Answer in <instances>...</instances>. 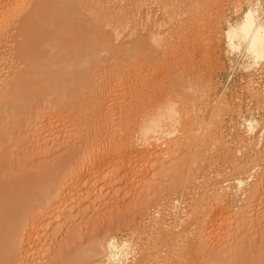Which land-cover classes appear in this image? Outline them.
<instances>
[{
	"label": "bare ground",
	"instance_id": "bare-ground-1",
	"mask_svg": "<svg viewBox=\"0 0 264 264\" xmlns=\"http://www.w3.org/2000/svg\"><path fill=\"white\" fill-rule=\"evenodd\" d=\"M94 1H95L94 2L95 7L97 8H94V5L93 7L90 8L89 13L91 17L93 13H95V9L96 11L98 10V4L96 3L97 1L96 0ZM102 1L103 0H101V2ZM259 1L257 0V3L255 1L256 4L251 6L252 8H249V7H248L249 9L247 8L248 10L244 14H242L243 17H241L242 18L241 22L237 24L238 21H236V25H234L235 23L231 26L228 25L229 27L227 28V31H226L227 40L230 44L229 46L231 47L230 50L231 49L239 50L240 55L249 57L254 63L264 62V7L260 6L262 3H260ZM98 3L100 4V1H98ZM83 7L84 6H83V3H81V0H0V42L1 44L3 42L5 43V41L8 42L9 40H4L6 38V37L4 38V36L8 34L13 35L12 33H14L13 35L14 39L11 43V45L14 44L13 45L14 54L13 52L11 53L12 56L14 55L13 56L14 58L10 57V59L11 58L16 59L18 61V63L16 64H18L19 67L21 66L20 68L18 67L19 69L17 73L10 76L11 79L9 78L10 79L9 81L5 80L7 82L6 84H5V81L3 82L4 80L3 78H5V76L2 75V72L0 70V78H1L0 79V112H3L1 110H3L4 108L7 109L6 108L7 106L10 111L14 110V112L20 113L22 110L26 108V105L29 100L31 99L37 100V98L43 97V98L50 99L49 104L51 107H62V108L67 107L68 109L76 107L78 110L77 116L80 117V118L76 117V120L78 119L77 121H79V122H76L78 123L76 124L78 125L77 128L80 129V127H83V126L87 128L86 133H83L82 135H80L82 136V138L80 139L79 137H75L73 135L74 131L73 132L70 131L67 133L68 134L67 137L63 138V140H60L61 141L60 143L62 144V145L60 144L61 145L60 147H63V148H64L63 146L64 144H65V148H66V145H69L67 146V148L70 147V145L77 138L79 139L78 141L80 142L79 143L80 148H79V152H78L79 154H78L77 160L72 162L64 172H61V173L57 172V173H52V174L44 173L45 175L44 176L41 175V178L39 179L38 177L34 181H31L30 179L29 181L31 183L28 182V179L27 181L26 179L23 181L17 180L19 183L16 182L17 183L16 185H14L15 182L14 184L10 183L9 185H6V187H4L5 188L4 190L2 189V191L0 192V264L13 263L14 262L13 259L16 256L13 253H15L14 250H17V249L27 250L26 254L22 253V254H25L23 258L26 259L25 256H27V254H31L30 246L32 244L29 245L28 241L31 240L32 238H35L36 235L40 237L45 232L48 234L50 233L52 234L56 232V230L63 231L68 226L72 225V223L78 219L77 217L78 212H76L77 216L74 213H72L73 211L71 210H70L71 212H67L66 204H70V203L80 204L81 202H83L82 198L84 197H82V193L83 192L85 193L84 186H87L86 188H89L91 190V194L94 196V198L97 201H100L101 200L100 198L103 199L104 195L107 196L108 192L110 193V194L108 193L109 196L111 195V193L114 194L116 192V191L115 192L113 191V189L115 190V186L113 185L114 183L109 184L110 180H112L113 182L118 181L119 183L122 179H126L127 183L131 180L133 182L139 181L140 188L143 192L141 191L142 199H139L140 195H139V198L136 199V200H140L139 204H137V202L134 203V207L126 210V212H122V214L124 213L123 216L121 217L117 216L118 210L115 209L116 211L114 210L106 214L107 218L113 221L115 217H117L118 219L120 218L119 219L120 223H122L125 226L126 225L165 226V227L171 226L172 232L176 235L182 234L183 232H185L191 227L202 226L204 224L208 225V223H205V222H210L213 216L212 213L215 211V209L213 205H210L211 203H209L207 199L208 198L210 199V197L212 198L213 196L214 198L210 199V202L211 200L213 201V199H214V202L215 201L218 202L219 200L222 201V199H226L227 198L226 193L228 192L227 190H229L228 185L231 184L230 182H232L233 185H235L236 187L244 188L243 190L244 197L242 201L244 204L242 208L238 210H240V212L242 210L243 212V208H244L245 212L243 213L241 212V214H239V211L237 210L235 211L236 212L234 215L235 223H233L234 221L231 219L233 221L232 222L233 224L232 226L229 225L231 229H233V226L234 228L237 226L236 227L237 231L235 230V234H234L235 239H233V235H232L231 237H229V241L227 242L230 243L231 241L233 242V240H235V242L237 241L236 243L239 244L241 239L246 240L245 236H249L251 232L254 231L253 233L255 234L257 232L256 231L257 229L255 227L256 226L258 227L260 221L262 220V219H259V216H258L259 212L257 213V209L261 208L262 205H264V203L260 204L262 203L261 200H264L263 199L264 198V164L261 165L262 167H260V164L257 161V159L254 157L256 160H253V158H251L252 156L248 154L243 159L238 160V158L236 157L237 155L235 156L236 153L232 154L233 152H231L230 154L231 156L229 157H228L229 155L228 153H227V157L225 156L226 153L225 155L223 154L225 159L223 158V161L219 163V164H222L221 166H219V168L215 166L218 160L217 161L214 159L209 160L210 157H208L209 161L206 159L207 160L206 166L201 169L203 170L202 173H199L198 172L199 169L195 170L196 169L195 164L196 166L199 165V164L197 165V162H198L197 160H196L197 162L195 161L191 163L190 162L191 160H187V157H186L185 160H187V162L185 163V165H183L182 161L184 160L182 159L181 154H179L180 152H178L180 156L177 155V151L180 150V148H183L184 145L186 144L184 140L186 141L187 139L185 138V133L187 134V132L185 131L188 130V127L190 126L189 121H191L195 113L194 112L195 111L194 107L196 105L195 101L197 103V100L199 98L201 100L207 99V98H203L205 96L201 94L203 93V90L204 92L206 89H207L206 91H208V88L210 89L212 86L211 85L212 77L211 76H210L211 78L208 77L210 74L206 75L207 70H205V73H203L205 69L204 68L205 65L200 64V62L203 63L200 59L202 56L205 55L204 53L205 49L203 50V48L206 47L202 45L206 44L204 41L206 40L205 39L207 38L206 34L209 31L206 34H204V32L202 33L201 31H197V33L195 34L192 33L193 37L192 35L190 37H192L191 40L193 42L194 41L197 42L198 38H200L199 40L200 41L202 40V41L201 42L198 41L200 42V45L196 47L191 46L192 47L191 49L188 48L190 46L188 42L189 40L187 38L189 33L186 34L187 35L186 36L184 32L183 33L180 32L177 34L175 33L176 36L174 38L175 40L177 39V41H175L174 38L172 37L174 42L173 40L172 42L167 41V38L165 40L163 39L162 42H159L161 41L159 38H163V35H165L164 33L163 35H161L162 37H159L158 39L155 38V41H154V39H151V38H154V37H151L152 34H154L152 32L150 34L151 38L148 37L151 39L150 42L148 41L149 40L148 38H147L148 40L144 39V40H147L150 45H148V43L146 44L147 41H143L144 42L143 43L142 42L143 39L141 40L142 38L141 37L140 40L134 43V45H130L131 47H129L127 43H126L127 44L126 46H123V45L121 46L115 43L119 35L118 31L113 29L112 28L113 26L111 27L113 29L112 32L102 30L101 28L102 25L100 26L98 23L100 21H97V23H94L96 21L93 20V18H89L90 16H87V17L84 16ZM193 7H195V5ZM191 8H192V5H191ZM205 9H204V12H205ZM123 10L125 11L123 15H126V10L125 9ZM196 14L198 15L199 13H196ZM127 16L130 18V16L132 15L131 14L129 15L127 13ZM125 17L126 16H124L123 19H126ZM128 17L127 19H129ZM199 17H200V14H199ZM206 17H207L206 18L207 20L208 16ZM172 18L173 17L171 16V19ZM179 18H180V15H179ZM176 19L178 18L176 17ZM189 21H190V18H189ZM110 23L107 24V27H110L109 25ZM202 23H205V22L203 21ZM213 23H210V25H212ZM119 24L120 23H118V25ZM127 24L128 23H126V25ZM161 25H163V23H161ZM185 26L187 25L185 24ZM190 27L192 28V26ZM136 30L137 29L134 28L133 31L137 33ZM213 30L215 31L218 29H213ZM157 33L158 32H156V34ZM211 33L214 34L215 32H211ZM211 33H208L207 35ZM11 35L9 37L12 38ZM137 35L135 37H137ZM215 35H210L213 37V39L211 38L213 41L216 40V38H214ZM157 36H160V35L157 34ZM171 36L168 35L166 37H171ZM210 36H209V41H207V44L208 42L211 43ZM9 37L8 39H10ZM2 38L4 41L1 40ZM156 40H159L158 43H155ZM216 41L218 44L220 43L219 42L220 40L219 41L216 40ZM132 42L130 44H133ZM152 42L155 45V50L154 48H152L153 46H151ZM210 43L208 44L209 46H210ZM213 44H215V42ZM132 46L134 49H132ZM148 46L154 50L153 52V50H150L149 48L147 50L148 53L152 51V54L154 55H152L151 53L149 54L147 53L146 54L147 58H145L146 56L144 55V53L146 52L144 50H146ZM209 46H207L206 48L208 51H210L209 50L210 48H208ZM180 47L182 49H180ZM217 47L218 45L216 46V48ZM128 49H129V53H132L133 57L137 58L136 64H134L136 60L133 62L129 61L131 60L132 57H131V54L128 55ZM217 49L215 51H217ZM163 50L165 51V53ZM162 51H163V54L165 55L167 54L166 52H169L168 57L171 55V59H172L170 60L172 61L171 65L170 66L168 65L170 67V72L172 70V73L169 72L170 73L169 80L171 83H168V84H171V87L166 86V89L171 88V90L167 92L168 94L166 93L168 96H170V98H166V100L168 99L167 103L165 100L166 108L164 107L163 109L160 106H157L156 107L157 110L156 111L153 110L154 112H151L152 111V107H151L150 108L151 111L148 109L151 112L149 113V111H146V109L149 107L145 106L148 103L144 105L143 102L141 101L143 99L140 100V97H139L141 95V91L143 90V84L145 81L144 82L141 81L142 79L139 80L138 77H136L137 76L136 74H135L136 79L133 80V78L131 77L133 80L131 81L130 73L132 71L129 70L128 68H131L130 62H132L134 65H137L139 61L141 63L143 62L144 59H145L144 62L148 59H151V61L152 60L154 61L157 57L160 58L158 55L160 56L162 55L165 58V55L160 54L162 53ZM201 53H203L204 55ZM208 53L206 54L210 55ZM214 55L215 54H213V56ZM149 56H151V58ZM216 56L217 55H215V58L218 59V57ZM208 57L210 58L211 55ZM202 59L204 61V59L206 58L202 57ZM212 59L213 57L211 58V60ZM214 60L215 59L212 60L213 61L212 64H215L216 66L217 62L214 63ZM170 61L168 62L170 63ZM205 61H208V59H206ZM7 62H10V61L8 60ZM147 62H149L150 64V60ZM156 62L157 61L155 60V63ZM141 64L144 65V63H141ZM141 64L140 66L142 67L143 65ZM1 65H3V69H4L5 67L4 62L0 64V67ZM103 65L106 66L104 67L106 68L105 69L106 74L104 75L105 76L107 75L105 77L106 82H103V78H102L101 82L103 83L100 82L99 84H96L97 77H98L96 69L100 66L102 67ZM165 68L166 67H164V69ZM151 70L154 71L153 69ZM169 73H167V75H169ZM145 75L147 74L145 73ZM107 83H110L111 85H106ZM153 83L154 82H152L151 84ZM249 84H251V82ZM131 85L133 86V89H131L132 88L130 87ZM145 85H148V84H145ZM162 86H164L165 88V85H162ZM150 87L154 89L155 85L154 84L152 86L150 85ZM159 87H157V90L156 89L154 90H156L157 92L159 90L158 89ZM172 88L173 89L176 88V90L175 89L172 90ZM131 90L133 92H131ZM255 90L256 92H258L257 89ZM161 91L163 93V90ZM251 92H254V90H251ZM174 93H176L177 96L173 95ZM130 94L132 95L135 94L137 96L136 99L134 98L136 100L135 103L132 98L133 103L136 105H133V103H131L130 98L133 96L131 95L129 97ZM205 94L208 96L207 92H205ZM257 94L258 93H256V96L258 97ZM260 95L261 94H259V96ZM252 96L255 97L253 93H252ZM158 97H159V93H158ZM257 97L254 98V100L255 99L257 100ZM262 97L264 96L262 95L261 98ZM160 98H161V95H160ZM110 99H113L115 101V105L113 104L114 107L116 106L115 107L116 109H114V112L112 111L109 112L108 110V106L111 103V102L109 103ZM128 99L130 100L131 104L129 103ZM148 100L150 101V99ZM128 103L132 106L130 107ZM259 103H260V100H259ZM204 107L205 106H203V108ZM221 108H223L222 105H221ZM205 109L206 107L204 108V110ZM220 112L222 111L220 110ZM114 113H116V115H114ZM213 113L215 115V112ZM60 114L61 113L59 112L58 116H60ZM216 115L218 116V114ZM76 120H72V121L75 122ZM201 121L202 120H199V124L201 123ZM69 122L71 124V121ZM254 124L255 123L253 124L248 123L247 125L248 137L246 136L247 138L245 140L242 139L244 140V144L240 142L241 140L239 141L240 143L243 144V145L242 144L240 145V146H243V148L245 147L248 148V146L250 148L251 146L257 145L259 143L258 138H255L257 126L255 127ZM33 128L35 127L33 126ZM192 129L191 131H193ZM209 129L211 130V128ZM40 131H41L40 128L32 130L31 133L34 136L33 138L37 139L40 136V133L42 132ZM90 131L92 132L91 135H89ZM196 132L198 133V131ZM205 132H207V130H205ZM44 133L46 134V132H43V134ZM49 133H50V130H49ZM188 133L189 134L191 133L190 130ZM201 133L204 134V129H203V132ZM257 133H261V136H262L264 134V126L261 128L260 132L258 131ZM53 136L45 135L44 138L41 139L42 141L41 143L39 141L36 143L35 141L33 143L34 145L32 144V141L34 139L32 141L29 140L32 145V146L30 145L29 146L33 148V150L30 149L29 151L31 152L34 150H38L37 147L42 145L44 146L45 150L43 149L44 150L43 151L41 149L42 150L41 153L42 154L48 153V151L46 152V150H48L47 149L48 147L51 148V146H53L54 148V144L59 143V142L56 143L57 138L55 136L54 138ZM197 136H200L199 133ZM198 140L195 139V141H198ZM217 140L219 141V139ZM225 142L227 143V141ZM183 143L185 144L183 145V147H181ZM194 145H197V143ZM215 145L217 146L219 144H215ZM226 145L225 147L227 148V146H229L230 144L227 146ZM235 145H238V143ZM58 146L59 145H57V147ZM240 146L238 147L241 148L240 150L242 151V147ZM225 147H223L224 149L223 151L225 152L229 151V150L226 151ZM232 147L234 149L235 146H232ZM237 148L235 147V149ZM192 149L190 150L189 148V150H187V153L189 151V156H191L190 153L191 154L195 153V150L192 151ZM196 149H198V146ZM238 150H236L237 153L240 152V150L239 152ZM26 151H28V149ZM231 151H234V150H231ZM251 151H252V148H251ZM30 152L29 154H31ZM38 152H40V149ZM33 153H36V151ZM193 158L198 159L197 156ZM258 160H259V157H258ZM131 162L137 164L138 167H141V169L139 168H138L139 170L131 169L130 167V165H132ZM223 162H228L229 164L228 172L226 171L227 169L224 168ZM186 164L189 165L188 168ZM149 166L151 167V169H157L160 172V174L157 176L153 175L151 177L144 178L143 173L145 172L143 171L144 170L143 167L146 168ZM258 170H260V173L257 174L256 171ZM142 176L144 179L142 178ZM221 176H223L224 179L222 178L220 179V181H218ZM130 183H129V186L131 185ZM199 183H201V185H199ZM195 184L199 185L198 187L199 190H202V192L200 191V194L198 195V197L195 196V194L197 193L195 194L192 193L193 186ZM200 186H202V189L200 188ZM157 187H159L160 192L158 191ZM128 188L130 187H127V189ZM154 188L157 189V191H155V194L153 193V195L155 196L156 193H158V195L156 199L153 198L152 200H150L149 198H152L153 196L150 195L149 193L151 192V189H154ZM104 192H107V193H104ZM144 194L145 196H143ZM135 195H132L130 197H133V196L136 197ZM227 196H229V194ZM206 197L208 198L205 199ZM180 199L181 200L186 199V202L183 201L182 203V201L180 202ZM205 200L209 204L205 202ZM213 204L216 205V203H213ZM95 211H96V208H95ZM225 211L227 212V210ZM96 214H97L96 212L92 211L91 215L89 214L88 217L87 216L86 218L84 217L85 219L83 221L85 222L91 221L95 223L100 222L101 218H96L95 217ZM216 220H218V218ZM116 221L117 220H115L114 222ZM119 221L117 222L119 223ZM109 222L111 224V221ZM211 224H215V223H209V226H208L209 228L204 230L205 235L203 239V246L205 250H207L208 252L209 251L211 252V254L209 253L210 255L208 254L210 258L212 257L221 258L223 252L220 251L219 249L221 248L219 242L223 241V239H222V236L217 235L216 238L218 240L215 239L216 242L215 241L211 242L212 235H213L212 233L214 230L212 228H215V226ZM207 225H204L205 228L207 227ZM229 229L230 228H228V230ZM238 233H240L241 235L243 233L244 236L243 235L237 236ZM253 233L252 235H254ZM38 237L37 239H39ZM238 237L240 240L238 239ZM252 237H246V238L249 239ZM235 242H234V245L237 248V246L239 245L236 246ZM211 243H213L214 246ZM123 244L122 246L118 247L112 241H109L108 243H106L105 250H102V248L104 247L97 246L98 248L97 249L95 248L96 250L93 248L94 251L93 250L92 252L88 251L89 253L88 252L87 254L85 253L86 255L84 256L85 258H88L87 260L89 261L91 259L92 261L94 260L96 264L97 263L99 264H123V260H127L128 255L130 254V251H128L129 247L127 246V244L126 245H123ZM215 245L219 246V248L213 249L212 247H216ZM233 246L231 247L228 246V247H230V249L232 250V248L234 249ZM10 250H12L11 253L14 255V257L9 252ZM31 252L33 251L31 250ZM85 258H83L82 256L81 260H79L81 261V264L83 263L82 261L85 260ZM144 258H145L144 255L141 254L138 257L137 263L135 262V264H143ZM214 260L215 259H213V262ZM219 261H221V259ZM93 262L92 263L89 262V263L93 264ZM215 262H217V260Z\"/></svg>",
	"mask_w": 264,
	"mask_h": 264
},
{
	"label": "rangeland",
	"instance_id": "rangeland-1",
	"mask_svg": "<svg viewBox=\"0 0 264 264\" xmlns=\"http://www.w3.org/2000/svg\"><path fill=\"white\" fill-rule=\"evenodd\" d=\"M92 1H93V3H92ZM96 1H97L96 3L98 4V10L96 11V9H95L96 14L92 12L93 15L91 17L89 10L91 7H93V5H94V8H97V7H95V4H94L95 1L94 0H81V3H83V6H84L83 7L84 8V16L85 17L90 16L89 18H93V20L96 21V22H94L92 20L94 23H97V21H100L98 23L100 26L102 25L101 26L102 30H106V31H110V32H112L113 29L117 30L119 35H118L115 43L118 45H121V46L122 45L126 46L128 44L129 47H131L130 45H134V43L136 41L140 40L141 37H142L141 40L143 39L142 42L147 41L148 39H149L148 40L149 42L151 39H154V41H155V38L158 39L159 37H162L161 35H163V33L166 36H168V35L169 36L172 35V36L166 37L165 35H163V38H159L161 41L156 40L155 43H158V41L162 42V40L163 39L165 40L166 38H167V41L172 42L173 38L176 36L175 33L177 34L180 32H182V33L184 32L185 35L188 33L190 34V35L188 34V36L187 35L186 36H187V38L189 40L188 42L190 44V46L188 48L191 49L192 47H196V46L200 45V42L202 41V40L200 41L199 40L200 38H198L197 42H195V41L193 42L191 40L193 37L192 33L195 34V33H197V31H201L202 33L204 32V34H206L208 31H209L208 33L215 32L214 34L211 33L209 35H207L208 34L207 33L206 34L207 38H205L206 40L204 42L207 44V41H209V36L216 34L214 36V38H216V40H218V41L220 40L219 41L220 43L218 44L216 40L213 41L212 40L213 37L210 36L211 43L208 42V44L210 43V46L208 44L202 45V46H206L205 48H203V50L205 49L204 53H205L206 57L203 53H201L204 55L202 57L208 59V61H205L206 59H204V61H203L202 57L200 59L203 62V63L200 62V64L205 65V67H204L205 69H204L203 73H205V70H207L206 75L210 74L208 77L209 78L212 77L211 78V81H212L211 82V85H212L211 88L212 89L208 88V91L210 93L208 91H206L207 89L205 90V92L208 93V96L205 94V92L203 90V93L201 95L205 96L203 98H207V99L201 100L199 98L197 100V103L195 101V104H196L195 105L196 109L194 107L195 113H194L191 121H189L190 122V126H189L190 128L188 127V130L185 131V132H187V134H189L188 132L190 130L191 136H190V134L187 135L185 133V138H187V139H186V141L184 140V142L186 144L183 143L181 146V147H183V145L185 144L184 145L185 148L184 147L180 148V150L177 151V155L181 154L182 159L184 160V161H182L183 165H185L187 160H191L190 161L191 163L195 162L197 160L199 162L198 163L196 161L197 165L198 164L199 165L196 166V164H195V168H196L195 170L199 169V171H198L199 173H202L203 170H201V169L206 166V162L208 160V157H210L209 160H213V159L216 161L218 160L219 161V162L217 161L218 166H217V164H215V166L219 168V166L222 165L219 163L221 161H223V158H224L223 154L225 155V153H226L225 156L227 157V153H228L229 154L228 157H229V156H231L230 155L231 152H233L232 154L236 153L235 156L237 155L236 157L238 158V160L243 159L248 154V155L252 156L251 158H253V160L257 159V161L260 164V167H262L261 165L264 164V134L261 136V133H257V132L258 131L260 132L261 128L264 126V103H263L264 101H262V100H264L263 99L264 97L261 98L262 95L264 96V94H263L264 93V62L254 63L249 57L240 55L239 50H237V49H235L236 51L234 49L230 50L231 47L229 46L230 44H229V42L227 40V36H226L227 28L229 26L233 25L234 23H235L234 25H236V21H238L237 24L239 22H241V19H242L241 17H243L242 14H244L249 8H252L251 6L255 5L257 3V0H254V2H253V0H239V1L238 0H216V1H214V0H197V1L196 0H181V2H180V0H171V1L170 0H168V1L167 0H164V1L163 0H156V1L155 0H106V1L103 0L102 2H101V0H96ZM98 1H100V4L98 3ZM202 1H203V3H202ZM247 1H249V2H247ZM255 1H256V3H255ZM156 2H158V3H156ZM219 2H221V3H219ZM259 2L263 4V5L261 4L260 6L264 7V0H260ZM166 3H167V5H166ZM97 4H96V6H97ZM185 5H186V7H185ZM191 5H192V8H191ZM194 5H195V7H193ZM198 5H199L200 9H199ZM202 8H204V9L206 8L205 12H204V9H202ZM123 9L126 10V15H123L125 13V11ZM91 11H93V10H91ZM198 11H200V12H198ZM195 12L200 14L201 19L199 17V14L197 15ZM208 12H210V13H208ZM127 13L129 15L131 14L132 16H130V18H129L127 16ZM182 14H183V16H182ZM193 14L195 15V17ZM206 14H208V15H206ZM94 15H96V16H94ZM179 15H180V18H179ZM205 15L208 16L207 20H206L207 17ZM124 16H126L125 17L126 19H123ZM171 16L173 17L172 19L174 21L171 19ZM175 16L178 19H176ZM220 16H221V18H220ZM127 17L129 19H127ZM134 17H136V18H134ZM189 18H190V21H189ZM109 20H111V21H109ZM125 20H126V22H125ZM175 20H176V22H175ZM202 20L205 23H202L203 22ZM191 21H192V23H191ZM199 21L201 24L199 23ZM116 22H118L120 24L118 25V23H116ZM108 23H110L109 24L110 27H107ZM126 23H128V24L130 23V24L126 25ZM161 23H163V25H161ZM196 23L197 24L199 23V24L197 25ZM210 23H213V24L210 25ZM185 24L187 26H185ZM199 25L200 26L202 25V26L200 27ZM190 26H192V28ZM209 26L211 29L209 28ZM193 27H195V28H193ZM134 28L137 29L136 30L137 33H135L133 31ZM196 29H198V30H196ZM206 29H208V30H206ZM213 29H218V30L214 31ZM122 31H123V33H122ZM161 31H162V33H161ZM152 32L154 34H152V36H151L150 34ZM156 32H158L157 34H159L160 36H157ZM12 34L14 35V33H12ZM120 34H121V36H120ZM137 34L140 36H138ZM10 35L8 34V35L4 36V38L6 37L4 40H9L10 42L5 41V43L3 42L2 44L0 42V44H1L0 45V61L3 59L0 62V64L3 62L5 64L4 69H3V65H1V67H0L2 75L5 76V78H3L4 79L3 82L5 80L9 81L11 79L10 76L17 73L18 69L21 67V66L19 67V65L16 64V63H18V61L16 59H12V58L10 59V57L14 56V55L12 56V54H11L12 52L14 54V47H13L14 44L11 45L14 38H13V35H11L12 38L9 37ZM136 35H137V37H135ZM191 35H192V37H190ZM7 36L10 39H8ZM150 36L154 37V38H151ZM148 37H150L151 39ZM144 39H147V40H144ZM1 40H3V38ZM174 40H175V38H174ZM174 40H173V42H174ZM148 41L146 42V44L148 43ZM175 41H177V39ZM198 41H200V42H198ZM212 41H213V43L215 42L216 45L213 44ZM131 42L133 44H130ZM153 42H152V44H153ZM152 44H151V46H153L152 48H154V50H155V45L154 44L152 45ZM148 45H150V44L148 43ZM217 45H218V47H217L218 49L216 48ZM143 46H144V44H143ZM207 46H209L208 48H210L209 49L210 51H208L206 49ZM219 46H220V48H219ZM211 47L213 50L211 49ZM149 48L150 47L148 46V48H146V50H144L146 52V53H144V55L146 56V57L144 56L145 58H147L146 54L148 53L147 50ZM152 48H150V50H153ZM132 49H134L133 46H132ZM180 49H182V48L180 47ZM216 49H217V51H215ZM154 50H153V52H154ZM163 51L160 54H163ZM213 51L216 53H214ZM210 52H211V54H210ZM134 53H135V51H134ZM149 53L152 54V51H150ZM164 53H165V51H164ZM166 53H167L166 54L167 56L165 54H163V55H165V58L162 55L161 56L158 55L160 58L157 57L159 59V61L157 58L155 59L157 61L156 63H155V60L151 61V59H148L145 61V62H147L150 60V64H149V62L145 63L144 62L145 59H144L143 62H141V63H144V65L141 64L140 61L138 62L139 65H138V63H137V65H134L137 62V58H134L132 53H129V49H128V55L131 54V57H132L131 60H129V61L133 62L136 60L134 64L132 62H130L134 66L129 63L131 68H128V69L132 71V72L130 71L131 72L130 78L132 77L134 80V79H136L135 76L137 75L136 77H138L139 80L142 79L141 81H143V82L145 81L143 84V90L144 91L142 90L141 95L140 96L138 95V96L140 97V100L143 99L141 101L143 102L144 105L146 103H148L147 105H145L146 107H149L146 109V111H149V110L151 111L150 108L152 107L151 112H154L157 110L156 109L157 106H160L163 109H164V107L166 108L165 100H166V98H170V96L167 95L168 94L167 92H169V90H171V88H169V89L167 88L168 89L167 90L166 86L171 87V84H168V83H171L169 80L170 79L169 76H170V73H172V70L170 72L169 66L172 63V61H170L172 59H171L170 54H169L170 56L168 57L169 52H166ZM206 53L210 54L211 57L209 58L208 56H210V55H207ZM212 53L217 55L216 57H218V59L215 58V55L213 56ZM234 53H235V55H234ZM152 55H154V54H152ZM151 56H149V57L151 58ZM212 57H213V59H215L214 63L217 62L216 66H215V64H212L213 63V61H212L213 59L211 60ZM8 60L10 62H7ZM12 60H14V61L16 60L17 62L16 61L14 62ZM168 61H170V63ZM166 62H167V64H166ZM140 64L143 66L141 67ZM217 64H218V66H217ZM252 66H253V68H252ZM104 67H106V66L103 65L102 67L100 66L96 69L97 75H98L96 84H99L102 81V78H103V82H106L105 77L107 75L106 76L104 75V74H106V70H105L106 68H104ZM134 67H136L137 69ZM154 67H156V68H154ZM164 67H166V68L164 69ZM209 68H210V70H209ZM151 69H153L154 71H152ZM134 71H135V73H134ZM207 72H209V73H207ZM145 73L148 75V77H147V75H145ZM167 73H169V75H167ZM132 78L130 79L131 81H133ZM166 78H168V79H166ZM103 82H101V83H103ZM147 82H149V83H147ZM152 82H154L153 84L155 85L154 89L157 90V87L160 86L161 88L159 87L158 89L160 91L163 90V93H162V91H161V93L159 90H158L159 92L157 91L159 93V97H158V93L156 92V90H154L152 87H150V85L151 86L153 85V84H151ZM161 82H162V84H161ZM250 82H251V84H249ZM6 83L7 82L5 81V84ZM145 84H148L149 86L145 85ZM106 85H111V84L107 83ZM162 85H165V88ZM249 85H251L252 87ZM130 87H132L131 89H133L132 85ZM162 87H163V89H162ZM252 88H254V89H252ZM151 89H152V91H151ZM174 89L176 90V88H174ZM174 89L172 88V90H174ZM255 89H257L258 92H256ZM153 90L155 91L156 94L154 93ZM251 90H254L255 93L251 92ZM131 92H133V91L131 90ZM142 93H144V94H142ZM252 93L255 97L252 96ZM256 93H258L257 94L258 97L256 96ZM132 94H130L129 97ZM259 94H261V95L259 96ZM144 95H146V96H144ZM153 95L154 96L156 95L155 97H157V98H155ZM160 95H161V98H160ZM173 95H176V93H174ZM132 96L133 97L130 98L131 103H133V100L135 103V101H136L135 99L137 96L135 94ZM141 96L142 97L144 96L145 98L144 97L142 98ZM256 97H257V100L256 99L254 100V98H256ZM132 98H133V100H132ZM162 98H163V100H162ZM258 98L260 100V103L262 102L261 104L259 103ZM148 99H150V101ZM49 100L50 99L43 98V97L37 98V100L31 99L28 101L26 108L24 110H22L20 113H16V112H14V110L10 111L7 106H6L7 109L4 108L3 110H1L3 112H0V192L2 191V189L3 190L5 189L4 187H6V185H9L10 183L14 184V182H15L14 185L19 183L17 180L23 181L26 179V181H27V179H28V182L31 183L29 181L30 179H31V181H34L37 179V177H38V179L41 178V175L44 176L45 174L64 172L72 162L77 160L78 154H79L78 152H79V148H80V145H79L80 142L78 140L80 138H82V136H80V135H82L83 133H86L87 128H85L84 126L80 127V129L77 128L78 125H76V124H78V123H76V122H79V121H77L78 119L76 120V117L77 118H80V117L77 116L78 110L76 107H73L70 109H68L67 107H63V108L62 107H51L49 104ZM130 100H129V103H130ZM112 101H113V103H112ZM167 101H168V99L166 100V103H167ZM198 101H200L201 103ZM109 103H108L109 104V106H108L109 112H111V111L114 112V109H116L115 108L116 106L115 107L113 106V104L115 105V101L113 99H110ZM134 103H133V105H136ZM150 103H151V105H150ZM130 104H129V106L131 107L132 105H130ZM221 105L223 106V108H221ZM203 106L206 107L205 110H204L205 107L203 108ZM153 108H155V109H153ZM220 110L222 112H220ZM150 111H149V113H151ZM59 112L61 113L60 116H58ZM213 112H215V115L218 114V116L217 115L215 116ZM223 112H225V113H223ZM220 113H221V115H220ZM114 115H116V113H114ZM195 115H196V117H195ZM213 116H215V117H213ZM197 118L199 120H202L200 123L201 126H200L199 120ZM72 120H76V121L74 122ZM46 121H48V122H46ZM69 121H71V124ZM209 122H211V123H209ZM192 123H193V125H192ZM248 123H252V124L255 123L254 124L255 127L256 126L258 127V128L256 127L255 138H258L259 143L257 145L251 146L250 148H249V146H248V148H246V147L243 148V146H240V145L242 143L244 144V140L248 137V134H247ZM51 125H53V126H51ZM33 126L35 128H33ZM204 126H206V127H204ZM192 127H193V129H192ZM196 127H197V129H196ZM39 128L42 131V132L40 131L41 137L39 136L38 138H40V139H38V138L35 139V138H33L34 136L32 135L31 131L35 130V129H39ZM209 128H211V130ZM191 129L195 133L193 131H191ZM203 129H204V134L201 133V132H203ZM245 129H246V131H245ZM49 130H50V133H49ZM205 130H207V132H205ZM70 131L71 132L74 131L73 135L75 137H79V139L77 138L68 148H67V146H69V145H66V148H65V144L63 145L64 148L60 147L62 145L60 143L61 142L60 140H63V138L67 137L68 136L67 133ZM196 131H198L200 136H197L198 133ZM43 132H46V134L45 133L43 134ZM192 132H193V134H192ZM208 132H209V134H208ZM91 134H92V132L90 131L89 135H91ZM201 134H202V136H201ZM213 134H214V136H213ZM45 135L46 136L47 135H52V136L54 135L57 138L56 143H58V142L59 143L54 144V148H53V146H51V148L48 147L47 148L48 150H46V152L48 151V153H45V154L41 153L43 149L45 150L44 146H42V145L37 147L38 150H34V151L30 152L29 150L30 149L33 150V148L30 147L32 145H31V142L29 140L32 141L34 139L32 141V144L35 141H36V143L38 141L41 143L42 142L41 139L44 138ZM70 135H72V134H70ZM205 136H207L208 138ZM210 136H212V137H210ZM195 139L196 140L200 139V140H198L200 142L195 141ZM217 139H219L220 142L222 141L221 143L224 142L223 144H225V145L226 144L227 145L230 144V145L229 146L226 145L227 146V148H226L225 145L221 144ZM242 139H244V140H242ZM205 140H207V141H205ZM192 141H193V143H192ZM208 141H210V142H208ZM225 141H227V143ZM239 141L242 143H240ZM62 143H63V141H62ZM196 143H197V145H194ZM234 143L235 144L238 143V145H235ZM23 144H25L27 146H25ZM201 144H202V146H201ZM215 144H219V145L216 146ZM57 145H59V146L57 147ZM231 145L235 146L236 148L238 146L242 147V151L240 150L241 148H239V147L237 149H235V147H234V149H233V147ZM197 146H198V149H196ZM194 147H196V148H194ZM223 147H225L226 151L227 150H229V151H227V152L223 151L224 150ZM189 148H190V150L193 148L192 151L195 150V153H192V154L190 153V155L193 156L196 154L193 157L197 156L198 159H195V158L189 156V151L187 153V150H189ZM251 148H252V151H251ZM27 149H28V151H26ZM39 149H40V152H38ZM238 149L240 150V152ZM24 150L26 151V153ZM156 150H158V149H156ZM231 150H234V151H231ZM236 150H238L239 153H237ZM35 151H36V153H33ZM181 151H182V153H181ZM246 151H247V153H246ZM29 152L31 154H29ZM178 152H180V153L178 154ZM183 152H185V153H183ZM27 154H29V155H27ZM221 155H222V157H221ZM186 157H187V160H185ZM258 157H259V160H258ZM131 164H132V165H130L131 169H134V170L135 169H137V170L141 169V167H138L137 164H135L133 162H131ZM223 164H224V168L227 169L226 171L228 172V170H229L228 162H223ZM188 166L189 165H187V168H188ZM193 166H194V164H193ZM143 168H144L143 171L145 172V173H143L144 178L151 177L153 175L157 176L160 174V172L157 169H151L150 166L146 167V168L143 167ZM256 173L257 174L260 173V170L256 171ZM143 176H142V178H143ZM224 176H225V174H224ZM222 178L224 179V177L221 176L218 181H220V179H222ZM126 181H127L126 179H122L120 181V183L118 181L113 182L112 180H110V183H109V181H108L109 184L114 183L113 185L115 186V190L113 189V191L114 192L116 191V192L114 194L111 193L112 196L111 195L109 196V194H110L109 192H108L109 194L107 192H104V193H107V196L104 195L103 199L100 198L101 199L100 201H97L94 198V196L91 194V190L89 188H86L87 186H84L85 190L84 189L83 190L85 191V193L84 192L82 193V197H84V198H82V200L84 203L81 202L82 205H81V203L80 204L79 203L78 204L77 203L76 204H73V203L66 204V211L67 212L73 211L72 213H74L75 215L77 214L76 212H78V216L76 215L78 217V219L75 220L72 223V225L68 226L63 231L56 230V232H54L52 234L51 233L48 234L45 232L42 234V236L38 237L36 235V237H35L36 239L32 238L31 240H29L28 242H29V245L32 244L30 247H31V250L33 252H31V250H30L31 254H27V256H25L26 259H24L23 257L27 253V250H20V249L14 250L15 253H13V254L16 255L15 256L16 258L11 253L12 250H10L9 252L14 257V259H13L14 262L12 261L13 263H11V264H78V263L81 264V261H79V260H81L82 256H83V258H85L84 255H86L88 251L92 252L93 248L94 249L98 248L97 246H102V247H104V248H102V250H105L106 249V243H108L109 241H112L118 247L122 246L123 243H124L123 245L127 244V246L129 247L128 251H130V254L128 255L127 260H123V264H135V262L137 263L138 257L141 254H143L145 257L143 264H208V263L209 264L210 263H212V264H264V220H263V218H264V209H263L264 205H262L261 208L257 209V213L259 212L258 213L259 219H262L260 221L261 224L259 223L258 227L257 226L255 227L257 229V230L255 229L257 232L254 234L253 233L254 231H253L249 234V236H245L246 240L241 239L240 243H242V244H240V243L237 244L236 243L237 241L235 242V240H233V242L231 241L230 243L227 242V241H229V237H231L232 235H233V239H235L234 234H235V230L237 231V229H236L237 226L235 228L233 226V229H231V227H229V225L232 226V224L235 223V218H234V215L236 213L235 211L236 210L239 211V214H241V212H242V210L240 212V210H238V209H241L243 204H244L242 202L243 197H244L243 196L244 188L236 187L235 185H233L232 182H230L231 184L228 185L229 190H227L228 192L226 193L227 195L229 194V196L226 195V197H227L226 199H222V201L219 200L218 201L219 203H218L216 201L214 202V199H213V201L211 200V202H210V199L214 198L213 195H211L213 197L212 198L210 197V199L208 197H206L205 199L208 198L207 201L209 203H211L210 205H213L214 209H215V211L213 210L214 214L212 213L213 216H212V219L210 220V222H205V223H208V225L204 224V225H207V227L205 228L204 225L191 227L188 230H186L185 232H183L182 234L176 235L172 232L171 226H169V227L145 226V225H126L125 226L122 223H120V221H119L120 218L118 219L117 217H115V219H114V221L115 220L119 221V223H118L117 221L114 222L113 220H110L109 218L106 217L107 213L114 211L115 209L118 210L117 216L121 217L124 214V213L122 214V212H126V210L134 207V203L137 202V204H139L140 200H136L139 198V195H140L139 199H142L141 193L143 191L140 188L139 181L133 182L131 180L132 182L129 181L128 183ZM129 183L131 184L130 186H129ZM195 185L193 186L192 193L193 194L197 193V194H195V196L198 197V195L200 194V191L202 192V190H199V188H198L199 185H201V183H199V185H196V187H195ZM127 187H130V188L127 189ZM235 187H236V189H235ZM157 188L159 191L160 190L159 187H157ZM200 188L202 189V186H200ZM127 190H128V192H127ZM155 191H157V189H155V188L151 189V192L149 191L150 192L149 194L153 196V197L151 196L152 198H149L150 200H152L153 198H155V199L157 198L158 193H156V195H155L156 197L153 195V193L155 194ZM87 194H89V195H87ZM131 194L132 195L137 194V195H135L136 197H134V196L130 197V196H132ZM143 196H145V194ZM148 197H150V196H148ZM181 199H180V202L181 201H182V203H183V201L186 202V199H183V200H181ZM94 200H96V201H94ZM207 201L205 200V202H207ZM261 201H262V203H260V202L259 203L263 204L264 200H261ZM92 203H93V205H92ZM213 203H216V205H218V206H216ZM224 203H225V205H224ZM77 207H79V208H77ZM95 208H96V211H95ZM260 209L263 211H261ZM75 210H77V211H75ZM79 210H80V212H79ZM225 210H227V212ZM92 211L97 213L95 216L96 218H101L100 222H97L98 224L95 222H91V221L90 222L83 221L86 218V216L88 217L89 214L91 215ZM243 212H245L244 208H243ZM217 218H218V220H216ZM98 221H99V219H98ZM109 221H111V224ZM112 222H114V223H112ZM209 223H215V224H211V225L215 226V228H212L214 230L212 233L213 235H212V239H211L212 241L211 242L215 241V239L218 240L216 238L217 235L222 236V239H223V241L219 242L221 248H219V246H216V245H215L216 247H212L213 249L219 248L220 251L223 252V254L221 253L222 256L220 255L221 258L219 257L221 259V261H219L220 259L217 257L210 258L209 255L211 254V252L210 251L208 252L207 250H205V248L203 246V239H204V235H205L204 230L209 228L208 227ZM234 225H236V224H234ZM203 227H204V229H203ZM228 228H230V229L228 230ZM212 229H211V231H212ZM215 230H216V232H215ZM244 230H245V228H244ZM252 233L254 235H252ZM238 235L244 236L243 233H242V235L240 233H238L237 236ZM37 237L39 239H37ZM239 237H238V239H239ZM246 237H252V238L248 239ZM241 238H243V237H241ZM222 239H220V240H222ZM35 241H37V242H35ZM234 242L236 243V246L239 245V246H237V248L235 247ZM211 244H213V243H211ZM29 245H28V247H29ZM213 246H214V244H213ZM228 246H230V247L233 246L236 251L233 248L231 250L230 247H228ZM22 253H25V254H22ZM87 259L88 258H85V260L82 259L83 260L82 264H87V263L90 264L94 261V260L92 261V259L90 261ZM211 259H212V261H211ZM213 259H215L214 262L216 260H217V262L214 263ZM207 261H209V262H207ZM93 264H96V262L94 261ZM97 264H99V263H97Z\"/></svg>",
	"mask_w": 264,
	"mask_h": 264
}]
</instances>
